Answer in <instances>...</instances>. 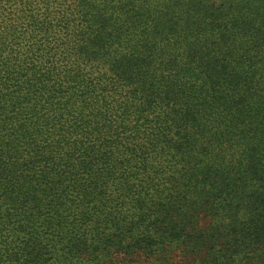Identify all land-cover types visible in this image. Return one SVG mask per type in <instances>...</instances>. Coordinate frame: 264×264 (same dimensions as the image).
Returning <instances> with one entry per match:
<instances>
[{
	"label": "trees",
	"instance_id": "16d2710c",
	"mask_svg": "<svg viewBox=\"0 0 264 264\" xmlns=\"http://www.w3.org/2000/svg\"><path fill=\"white\" fill-rule=\"evenodd\" d=\"M0 264H264V0H0Z\"/></svg>",
	"mask_w": 264,
	"mask_h": 264
}]
</instances>
